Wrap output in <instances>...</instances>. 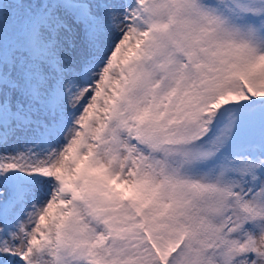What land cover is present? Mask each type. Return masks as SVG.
<instances>
[{"label": "snow or ice", "instance_id": "1", "mask_svg": "<svg viewBox=\"0 0 264 264\" xmlns=\"http://www.w3.org/2000/svg\"><path fill=\"white\" fill-rule=\"evenodd\" d=\"M0 264H264V0H0Z\"/></svg>", "mask_w": 264, "mask_h": 264}]
</instances>
